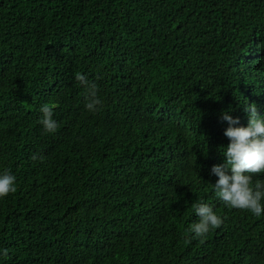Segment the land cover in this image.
Returning a JSON list of instances; mask_svg holds the SVG:
<instances>
[{
  "label": "trees",
  "instance_id": "1",
  "mask_svg": "<svg viewBox=\"0 0 264 264\" xmlns=\"http://www.w3.org/2000/svg\"><path fill=\"white\" fill-rule=\"evenodd\" d=\"M247 103L264 115V0H0V264H264V198L233 208L210 173ZM194 203L222 225L190 233Z\"/></svg>",
  "mask_w": 264,
  "mask_h": 264
},
{
  "label": "clouds",
  "instance_id": "2",
  "mask_svg": "<svg viewBox=\"0 0 264 264\" xmlns=\"http://www.w3.org/2000/svg\"><path fill=\"white\" fill-rule=\"evenodd\" d=\"M76 80L86 91L85 107L90 112L98 111L102 105L99 99L98 86L90 81L87 76L77 74ZM56 104H43L40 123L46 133H55L59 124L54 119ZM244 111L248 114L247 126L239 125V118H234L227 111L222 112V119L228 127L224 135L229 139L226 151L223 153L225 160L222 164L213 165L210 173L218 179L213 185L217 196L227 205L236 209L250 210L259 216L262 212L261 199L264 198V185L250 186L253 173H264V115H260L255 103H247ZM33 160H43L42 156L33 154ZM231 174H228V172ZM16 177L7 170L0 173V198L16 191ZM199 222L195 223L188 231L196 237H203L211 228L222 225L223 220L214 213L212 207L206 203H194ZM3 255H8V250H2Z\"/></svg>",
  "mask_w": 264,
  "mask_h": 264
}]
</instances>
